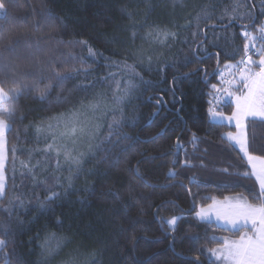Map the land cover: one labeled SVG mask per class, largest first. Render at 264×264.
I'll return each instance as SVG.
<instances>
[{
  "label": "trees",
  "instance_id": "1",
  "mask_svg": "<svg viewBox=\"0 0 264 264\" xmlns=\"http://www.w3.org/2000/svg\"><path fill=\"white\" fill-rule=\"evenodd\" d=\"M0 3V264H222L244 229L197 209L261 206L260 190L225 138L235 128L208 114L232 112L215 103L218 73L250 62L242 31L262 27L264 0ZM245 130L264 159V120Z\"/></svg>",
  "mask_w": 264,
  "mask_h": 264
},
{
  "label": "rangeland",
  "instance_id": "2",
  "mask_svg": "<svg viewBox=\"0 0 264 264\" xmlns=\"http://www.w3.org/2000/svg\"><path fill=\"white\" fill-rule=\"evenodd\" d=\"M2 14L3 9H0V16ZM242 35L247 38L245 48L249 52L253 53L251 60L249 63L247 62V59H245L244 62L240 61L237 63H226L225 65H223L218 73V80L220 82V86L215 96V103L217 104H223L224 102L232 103V112L229 114H225L222 112L215 111L213 107H211L209 109L208 114L209 121L213 123L233 126L235 128L234 132H229L225 134L226 139L229 136H235L240 141H243L245 138V123L247 120H264V117L260 116L258 111L255 116L251 114V111H256V109L253 108L251 111L249 110V101L246 100V97H248L249 95V90L248 88L244 87V85L249 82V78L253 74L259 72L261 68H264V65L260 63V61H264V22L262 27H260L257 32L252 33L243 30ZM5 131L6 130L0 132V154L2 155V162L0 159V174L2 175L4 166V150L2 147V138H4ZM229 142L235 148H237V150L244 158L247 159L253 181L256 185V188L260 190V180L264 179V163H261V161H264V159L257 157L258 159H253V161H249L248 157L245 156L244 152L241 151L240 144L236 143L235 141ZM245 202L248 201L240 195H229L227 197H224L223 199L213 201L206 207L198 208L196 217L201 221L203 220L206 222H213L222 228L224 227L232 230L244 229L241 237L245 236L246 234L251 236L254 234L253 231L251 232L247 229H251L253 227L251 222L249 221L247 227H245L243 225V216L240 215V213H242L244 209L241 207H236L237 205H243ZM254 207L260 206L258 205ZM171 220L176 221L177 219L173 217L169 221ZM234 221H240L241 226L237 229L232 228L231 222ZM173 226L174 225L171 224V227ZM231 244L232 242L227 243L225 247L217 249L214 254V259H217L222 264H231V261L224 259V257L228 254V249L231 247ZM217 257H219V259Z\"/></svg>",
  "mask_w": 264,
  "mask_h": 264
},
{
  "label": "snow or ice",
  "instance_id": "3",
  "mask_svg": "<svg viewBox=\"0 0 264 264\" xmlns=\"http://www.w3.org/2000/svg\"><path fill=\"white\" fill-rule=\"evenodd\" d=\"M3 7V3H0V9ZM260 63L264 65V61H260ZM57 75H59V73ZM244 87L249 90V95L246 97V100L249 101V110L251 111L253 108L256 109V111H251V114L255 116L258 111L259 115L264 117V68H261L259 72L253 74ZM11 91L17 95L20 94L17 89H12ZM41 96H43V93H41ZM8 99L9 92L0 89V101L7 102ZM0 116L4 117V119H0V132H2L10 126L7 121L10 118L11 113L7 107H4L3 110L0 111ZM69 132L71 135H75L77 129L73 127ZM227 139L240 144L241 151L244 152L249 161L258 159L249 154L246 135L243 141L238 140L235 136H229ZM261 163H264V161H261ZM170 175L174 174L170 173ZM245 175H249V173H245ZM5 183L4 176L0 174V197L5 193ZM257 199L260 200V207H254L247 202L243 205L236 206L244 209V211L240 213V215L243 216V225L247 227L248 222L250 221L253 226L250 230L253 231L254 234L251 236L246 234L245 236H242L239 241L232 242L231 247L228 249L227 256L224 257L225 260L231 261V264H264V179L260 180V193L258 194ZM175 222V220H171L168 223L174 225ZM231 226L232 228L237 229L241 226V222H231ZM3 243V241H0V244ZM217 258L219 259V257Z\"/></svg>",
  "mask_w": 264,
  "mask_h": 264
},
{
  "label": "crops",
  "instance_id": "4",
  "mask_svg": "<svg viewBox=\"0 0 264 264\" xmlns=\"http://www.w3.org/2000/svg\"><path fill=\"white\" fill-rule=\"evenodd\" d=\"M4 134H5V133H4ZM1 137H2V136H1ZM2 140H3V146H2V145H1V146L3 147V150H4V138H2ZM3 150H2V151H3ZM3 155H4V151H3ZM0 159H1V162H2V155H1V154H0ZM252 161H253V160H252ZM202 221H203V220H202Z\"/></svg>",
  "mask_w": 264,
  "mask_h": 264
}]
</instances>
